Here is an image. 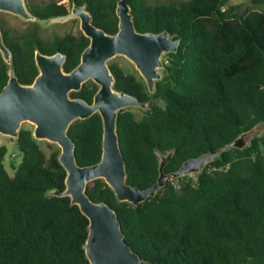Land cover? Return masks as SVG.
Wrapping results in <instances>:
<instances>
[{
    "label": "trees",
    "instance_id": "1",
    "mask_svg": "<svg viewBox=\"0 0 264 264\" xmlns=\"http://www.w3.org/2000/svg\"><path fill=\"white\" fill-rule=\"evenodd\" d=\"M118 1H52L30 9L37 20L49 21L70 14L74 2L86 5L94 25L115 35ZM128 2L138 32H168L180 40L178 52L165 55L154 93L139 73L109 64L117 91L149 103L141 118L127 109L117 119L127 183L145 190L158 180V152L175 151L165 168L173 173L264 123V0H247L244 11L230 0ZM4 37L12 65L0 53V93L11 68L23 85L34 83L36 50L61 52L70 73L90 45L73 31L43 40L37 29L20 34L4 29ZM98 89L90 80L71 96L91 104ZM69 135L79 165L101 161L99 114L76 121ZM16 141L21 160L10 163L13 176L5 165L9 149L0 146V264H90L84 248L88 218L69 197L51 195L66 190L60 148L45 153L31 128H21ZM87 193L117 212L127 244L148 264H264V135L244 150L221 154L196 178H170L139 207L119 203L102 179L90 183Z\"/></svg>",
    "mask_w": 264,
    "mask_h": 264
},
{
    "label": "water",
    "instance_id": "2",
    "mask_svg": "<svg viewBox=\"0 0 264 264\" xmlns=\"http://www.w3.org/2000/svg\"><path fill=\"white\" fill-rule=\"evenodd\" d=\"M1 11L18 15L27 21L36 20L24 0H0ZM116 13L119 30L115 35H109L94 25L87 6L76 2L70 14L51 19L55 22L79 19L81 30L90 39V45L83 52L79 66L70 73L64 70L66 56L61 52L47 55L40 49L36 50L39 75L32 85H23L14 69H10L8 83L0 93V134L18 139L22 125L28 122L35 126L33 135L36 140L59 146V161L67 172L66 190L54 191L51 195L69 197L72 205L78 206L88 218L89 234L84 248L90 264H148L127 244L117 212L105 202H94L87 193L88 185L102 179L114 191L119 203L128 202L139 207L156 197L170 178L198 177L221 154L249 147L254 139L264 135V123L244 132L217 152L211 151L186 161L173 173H166L165 168L175 151L167 154L158 152L160 174L157 182L145 190L129 185L117 119L121 111L130 108L139 107L147 111L149 103L117 91L114 88L116 79L108 63L118 56L127 58L145 80L149 92L154 93L156 82L162 79L160 71L165 67L162 58L177 53L180 40H174L168 32H138L128 0L118 1ZM0 51L5 63L11 65L12 56L4 43L1 25ZM90 80L99 87L93 103L71 96ZM95 114H99L103 120L102 158L97 164L81 166L76 155L77 145L69 135V129L76 121L87 120Z\"/></svg>",
    "mask_w": 264,
    "mask_h": 264
},
{
    "label": "rangeland",
    "instance_id": "3",
    "mask_svg": "<svg viewBox=\"0 0 264 264\" xmlns=\"http://www.w3.org/2000/svg\"><path fill=\"white\" fill-rule=\"evenodd\" d=\"M52 1L58 3H64V4L70 3V0H26V3L31 5H43ZM178 1H182V0H149V2L152 4H167L170 2H178ZM230 3L233 5L242 4L243 5L242 11L246 9L248 4L247 0H230ZM0 21L2 25L6 29H10L13 34L26 33L29 32L30 30L37 29L43 40H50L55 36H63L72 31L75 34H79L80 32L83 33L81 30V21L79 19H71L67 22H55L53 20L24 21L20 17H17L13 14L2 12L0 14ZM162 61L164 63L168 62L167 58H165V55L163 56ZM110 63H118L126 71L139 73L135 65L123 56H118L116 58H113L112 60L109 61L108 64ZM130 110L133 111L138 118H141L143 116V111H145L139 107L130 108ZM22 128H31L34 131L35 126L31 123L26 122L22 125ZM41 142H42V149L48 155L51 153L53 149L59 148L57 144L50 143L48 141H41ZM3 145L7 146L9 149L8 155L6 156L5 165L9 173L13 176L14 171L11 169L10 163L12 162L19 163L21 160V157L17 153V141L16 139L0 134V146ZM191 177L196 178V176H191Z\"/></svg>",
    "mask_w": 264,
    "mask_h": 264
},
{
    "label": "flooded vegetation",
    "instance_id": "4",
    "mask_svg": "<svg viewBox=\"0 0 264 264\" xmlns=\"http://www.w3.org/2000/svg\"><path fill=\"white\" fill-rule=\"evenodd\" d=\"M24 3H25V5H26V7H27V9H28V11L32 14V15H34L33 13H32V11H31V9H30V6H36V5H31V4H28V3H26V0H24ZM72 7H73V5H72ZM72 10V9H71ZM2 12H5V11H1L0 12V14L2 13ZM6 13H9V12H6ZM10 14H12V13H10ZM13 15H15V14H13ZM15 16H17V17H20V16H18V15H15ZM35 16V15H34ZM36 17V16H35ZM22 20H24L22 17H20ZM36 20H37V17H36ZM24 21H27V20H24ZM29 21H35V20H29ZM0 25H1V30H2V36H3V40H4V43L6 44V41H5V37H4V29H6L3 25H2V23H1V21H0ZM7 30H10V29H7ZM11 31V30H10ZM6 46L8 47V45L6 44ZM9 48V47H8ZM10 50V49H9ZM11 52V51H10ZM0 53H1V51H0ZM1 55H2V53H1ZM11 56H12V54H11ZM2 58H3V55H2ZM3 60H4V58H3ZM12 65V64H11ZM11 65H9V66H11ZM11 69H13V68H11ZM10 71V70H9ZM9 73V72H8ZM15 73V72H14Z\"/></svg>",
    "mask_w": 264,
    "mask_h": 264
}]
</instances>
